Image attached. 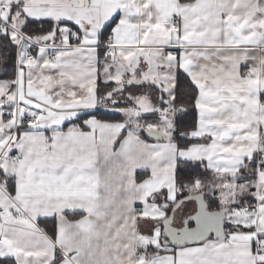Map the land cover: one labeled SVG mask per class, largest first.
I'll list each match as a JSON object with an SVG mask.
<instances>
[{"label": "snow or ice", "instance_id": "snow-or-ice-1", "mask_svg": "<svg viewBox=\"0 0 264 264\" xmlns=\"http://www.w3.org/2000/svg\"><path fill=\"white\" fill-rule=\"evenodd\" d=\"M9 65L0 258L264 264V0H0ZM181 160L204 177L180 179Z\"/></svg>", "mask_w": 264, "mask_h": 264}, {"label": "trees", "instance_id": "trees-1", "mask_svg": "<svg viewBox=\"0 0 264 264\" xmlns=\"http://www.w3.org/2000/svg\"><path fill=\"white\" fill-rule=\"evenodd\" d=\"M46 28L47 23L35 22L32 25V30L34 31H40L41 29ZM105 35H107V33ZM11 74V65H9L7 68L0 66V79L8 78L9 76H11ZM192 87L194 86L191 85V82L188 80V78L181 71H178L173 86V91L176 93L177 97L184 99L185 103H187V98L191 95L190 89ZM93 112L96 113L97 119H101L107 122H117L121 119L119 113L108 111L104 107H99ZM154 118L155 117H150V119ZM173 119L177 126V131L174 133V142H176L181 148H183L190 142L188 138L181 136L180 133L182 131L191 130V128L194 126L197 119L194 106H188L186 111L176 113ZM78 121L82 122V120ZM176 173L177 176L184 181H187L188 179L194 178L196 176H201V178L204 177V169L199 166L198 162L192 163L178 161ZM0 264H15V262L12 259L0 258Z\"/></svg>", "mask_w": 264, "mask_h": 264}, {"label": "crops", "instance_id": "crops-1", "mask_svg": "<svg viewBox=\"0 0 264 264\" xmlns=\"http://www.w3.org/2000/svg\"><path fill=\"white\" fill-rule=\"evenodd\" d=\"M249 63H251V62H249ZM181 72H182V70H181ZM183 73V72H182ZM185 76H186V74L185 73H183ZM187 77V76H186ZM189 80V79H188ZM190 81V80H189ZM96 109H94V110H91V111H95ZM196 111V110H195ZM196 118H197V113H196ZM73 123H75V124H81L82 122H80V121H78V120H75ZM70 126H72L70 123H68V122H65V125L63 126V129L65 130V131H67V128L68 127H70ZM181 161H183V160H181ZM184 162H188V161H184ZM138 171H141V170H138ZM8 259H12L13 261H14V258H8ZM15 262V261H14Z\"/></svg>", "mask_w": 264, "mask_h": 264}, {"label": "water", "instance_id": "water-1", "mask_svg": "<svg viewBox=\"0 0 264 264\" xmlns=\"http://www.w3.org/2000/svg\"><path fill=\"white\" fill-rule=\"evenodd\" d=\"M144 135H145V137H146V133H145ZM152 142H154V141H152Z\"/></svg>", "mask_w": 264, "mask_h": 264}]
</instances>
